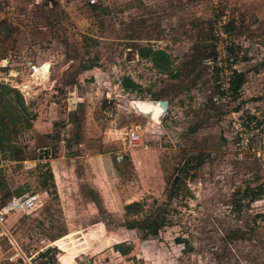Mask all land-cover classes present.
Masks as SVG:
<instances>
[{
  "label": "rangeland",
  "instance_id": "374dc122",
  "mask_svg": "<svg viewBox=\"0 0 264 264\" xmlns=\"http://www.w3.org/2000/svg\"><path fill=\"white\" fill-rule=\"evenodd\" d=\"M22 193L0 264H264V0H0V205Z\"/></svg>",
  "mask_w": 264,
  "mask_h": 264
},
{
  "label": "built area",
  "instance_id": "2783aa9c",
  "mask_svg": "<svg viewBox=\"0 0 264 264\" xmlns=\"http://www.w3.org/2000/svg\"><path fill=\"white\" fill-rule=\"evenodd\" d=\"M87 6H101L108 0H81ZM140 132L137 129L128 132L125 143L129 147L136 146L141 142ZM41 203V196L38 193H22L12 196L6 203L0 205V235H9L10 221L13 215L27 213L35 210ZM7 259L16 263L24 260L23 255L16 249L7 257ZM31 264V263H30Z\"/></svg>",
  "mask_w": 264,
  "mask_h": 264
},
{
  "label": "trees",
  "instance_id": "16d2710c",
  "mask_svg": "<svg viewBox=\"0 0 264 264\" xmlns=\"http://www.w3.org/2000/svg\"><path fill=\"white\" fill-rule=\"evenodd\" d=\"M94 7V6H92ZM138 54L142 57H149L152 62L157 63L158 61L162 62V66H165L166 62H167V57L165 55L164 52L161 51H157V50H152V48H140L138 49ZM158 56V57H157ZM234 75L236 76L237 80L234 82V90H237L238 88L241 87L242 83H243V75L241 73H236V71L234 72ZM122 85L124 88L127 89H132L134 86V82L129 79V78H125L122 82Z\"/></svg>",
  "mask_w": 264,
  "mask_h": 264
},
{
  "label": "water",
  "instance_id": "95a60500",
  "mask_svg": "<svg viewBox=\"0 0 264 264\" xmlns=\"http://www.w3.org/2000/svg\"><path fill=\"white\" fill-rule=\"evenodd\" d=\"M47 66V68H48V64L46 65ZM160 103H161V105L165 108V110H166V108H167V101H160ZM180 172V171H179ZM179 178H180V176H177L176 177V180H175V183L179 180Z\"/></svg>",
  "mask_w": 264,
  "mask_h": 264
},
{
  "label": "bare ground",
  "instance_id": "6f19581e",
  "mask_svg": "<svg viewBox=\"0 0 264 264\" xmlns=\"http://www.w3.org/2000/svg\"><path fill=\"white\" fill-rule=\"evenodd\" d=\"M182 171L179 172V174L181 173Z\"/></svg>",
  "mask_w": 264,
  "mask_h": 264
}]
</instances>
